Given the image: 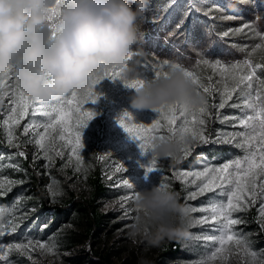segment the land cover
<instances>
[{"label":"trees","instance_id":"16d2710c","mask_svg":"<svg viewBox=\"0 0 264 264\" xmlns=\"http://www.w3.org/2000/svg\"><path fill=\"white\" fill-rule=\"evenodd\" d=\"M209 1L178 0V6L166 7L169 0H153L154 6L161 13L164 14L169 11L162 26L167 31L165 36L177 41L178 46L175 49L169 45L163 47L161 41L154 45L140 38L138 44L134 46L133 52H143L145 55H134L132 59L133 64L137 60L139 61V64L135 66L138 71L140 70V73L145 72L144 64H151L154 59H168L189 68L198 74L203 81H207V78L211 77V80L216 82L221 79L219 65L213 68L201 63L202 60L207 59L213 64L219 60L221 65H231L247 59L251 60L253 64H264V51L257 49L253 52L255 45L260 43L259 38L254 35L253 31L243 27L245 24H249L264 32V20L260 18L259 21V15L264 12L255 8L254 0H240L237 4V10L227 8L224 2ZM233 2L235 3L236 0ZM190 3L196 5L197 16L190 12ZM217 5L223 10H217ZM209 9H211L209 16L212 18H201L199 13L209 11ZM185 13L188 15L185 16ZM228 16L233 18L227 19ZM181 19H184L185 22L178 27ZM224 32H228V35H223ZM227 48L232 50L231 55L222 53ZM257 74L264 78L261 69ZM246 83L240 88L246 87ZM218 88L219 93L216 94L215 100L211 101V96L204 94L210 104L216 101L219 105L221 102L223 86L220 85ZM240 88L232 92L231 99L225 98L223 108L213 107L211 109V115L207 117L206 134L212 141H215L218 136L227 137L232 133L244 131L239 124V118L245 116V111H242L245 97L240 95ZM229 90L231 91V88ZM102 91L103 83L101 82L96 86L98 101L95 104L87 105L94 112H97L101 103ZM5 96L7 95H4L2 99ZM232 105H240L241 107H233ZM9 109V98H5L0 102V152L4 150L6 152L5 157L0 156V180L11 181L12 183L10 190L7 183L4 189H0V192H3L0 195V209L7 210L3 219H0V225L7 226L3 229L4 234L0 235V245L27 244L29 240L41 241L49 245L54 244L56 246L55 251L61 253L72 250L88 241L92 254L97 259H92L91 253L88 251L86 255L75 256L76 258H73L72 262L75 264H112L109 253L101 254L94 251V247L102 240L104 231L111 227L114 218L102 210L101 202L126 196L131 191L126 188L121 190V188L111 186L107 178L102 176V169L95 164L91 152V144L95 135V118L89 122L88 127L82 130V135L86 139L83 142V150L79 151L81 156L79 161L72 155L71 145L66 144L67 141L59 140L58 144L63 153V158L56 159L53 153L54 159L49 162L44 158L43 150L35 144L34 134H23L25 125H36L40 122L46 124L48 117L42 114V110L34 115L33 110L30 109L29 113L20 119L19 125L13 126L12 133L15 139L12 144H9V128L4 124ZM128 110L127 112L131 113L137 123L151 124L158 115L153 110L132 109L130 106ZM246 111L247 114H251L250 110ZM122 112L124 111L118 110L114 119L116 127L111 130L112 132L108 136L113 145H118L123 153L129 154L131 159L139 165L137 175L140 178L134 183V186L141 189L140 183L143 181V174L145 175L144 166L148 163L149 155H142L139 147L140 142L130 138L120 127L117 117ZM182 119H178V123ZM17 144H21L20 146L26 148L28 152L30 151L27 159L19 155ZM244 155L245 151L236 147L234 141L232 144L209 143L197 146L188 157H183L179 164L170 163L167 159L159 160L163 167L168 170L169 175L166 176L162 172H152L148 173L147 176L156 181L154 185L161 181L167 183L171 190L179 193L182 203L197 210L191 211V218L187 224L191 234L190 238L179 242H163L155 256L141 264H200L201 260L208 259L219 246L218 240L213 242L206 239L220 235L214 230L216 225L211 220L209 223H199L202 217H210L211 211H201L200 209H210L212 204L221 199L226 202V197L218 196L219 189H217L214 192L199 195L195 199H187L189 193L197 191L196 184H199L200 181L197 180L196 184L175 181L173 173L170 171V165L174 167V171L178 172L203 171L205 165L220 167L234 159L242 158ZM141 166L143 167L141 168ZM191 178L195 179V177ZM72 184L77 188L84 186L87 189L86 193L84 191L77 192L72 188ZM49 187L62 194L53 197ZM34 207L37 210L30 213L31 208ZM10 209H14V211H10ZM259 209L256 205L251 204L248 207L244 206L240 211L233 212L232 217L241 221L240 224L233 226V232L246 240L250 250L264 257V241L262 239L264 238V231L259 222L261 217ZM13 226L15 227L14 231L11 230ZM3 264L36 263H32L20 250H11Z\"/></svg>","mask_w":264,"mask_h":264},{"label":"snow or ice","instance_id":"6c2138e0","mask_svg":"<svg viewBox=\"0 0 264 264\" xmlns=\"http://www.w3.org/2000/svg\"><path fill=\"white\" fill-rule=\"evenodd\" d=\"M173 5L178 6V0H169V4L166 7ZM216 7L217 10H223L219 5ZM210 11L211 9L204 12V15H209ZM187 15L188 13H185V16ZM226 18L232 19L233 17L228 16ZM184 22V19H181L178 27L182 26ZM243 27L253 31L254 35L260 40V43L255 45L253 52L257 49L264 51V32L255 29L249 24H245ZM49 31L52 37L56 35L54 14H50L49 16ZM223 35L227 36L228 32H224ZM134 55H139V53L131 51L127 58L128 62L133 59ZM201 63L213 68L219 65V76L221 79L215 82L217 86H223L219 105L210 104L204 95L212 96L214 90H219L218 87L214 89L211 77H208V82L205 83L198 74L189 68L178 62H171L168 59H154L151 64H144L145 72L141 74L140 78L135 80H129L123 77V69L127 65L94 73L90 77L87 89L84 91H73L69 96L54 103L37 102L24 93L14 79L13 72L15 65H13L7 73L0 74V102H2L4 95H8L10 101V109L6 114L7 119L4 120V124L9 128L8 143L12 144L15 139L12 133L13 126L19 125L20 119L27 115L30 109L33 110L34 115L42 110V114L48 117V123L42 125L43 131H39L34 125H25L23 134L27 135L30 129H32L35 144L43 150L44 158L49 162H52L54 159L53 153L55 156L63 155L61 151L56 150L57 137L60 141H67L71 145L72 155L79 161L81 156L77 155V153L84 148L82 130L98 115V113L87 107L88 104H95L99 99L96 92V86L98 84L105 79L113 81L119 79L127 89L138 90L151 80L167 76L170 72L180 70L192 81L198 92L205 97V101L201 106L197 108H186L171 104L154 109L153 111L158 115L151 124L135 122L131 113L127 111L122 112L117 117V121L130 138L140 142L139 147L141 148L142 155H149L155 147V141L158 138L163 139L165 136L191 138L192 143L185 145L182 149V154L185 158L197 146L209 143L232 144L235 141V146L245 151V155L242 158L234 159L232 162L225 163L220 167H208L205 165L203 171H174L173 177L184 183L196 184L197 180L200 181L199 184H196L197 191L189 193L186 197L187 199H195L199 195L206 192H214L217 189H219L218 196L226 197V202L221 199L212 204L210 209H200L201 211L210 210L211 216L202 217L199 223L203 224L211 220L216 225L214 230L220 233L218 237L206 238L213 242L218 240L219 247L211 253L209 259L201 260L200 264H209L210 259L217 257L230 244L243 247L247 251L248 246L246 240L237 238L238 234L233 232V226L241 223V221L234 219L232 213L242 210L245 204L255 203L257 197H260L261 205L259 212L261 219L264 220V78H262V75L257 74V69H261L262 73H264V64H253L251 60L247 59L231 65H221L219 60L213 64L207 59L202 60ZM245 82H247L246 87L240 88ZM229 88H231V91ZM237 88H240V95L245 97L242 106V111H245V116L244 118H239V124L243 127L244 131L232 133L227 137L218 136L215 141H212L206 134L207 117L211 115V109L213 107L223 108L225 106V98L231 99L232 92ZM232 106L241 107L240 105ZM246 110H250L251 114H247ZM180 118L183 119L178 123V119ZM35 137H38V139H35ZM16 147H19V144ZM108 154L110 155V153ZM19 155L24 157L26 154L20 151ZM144 167L145 176L148 173H160L163 171V165L157 159H148V163ZM121 170L125 172L127 170L123 163H120L116 167L117 172ZM190 177H195V179L189 180ZM6 183L10 190L12 182H5L3 180H0V189H4ZM159 184L164 188L170 187L163 181ZM123 186L130 190L132 195L131 197L126 196L122 198V207L129 200H133L137 193V188L128 179L123 180ZM49 191L53 197L62 194L53 191L51 187H49ZM2 194L3 192H0V195ZM191 210L196 211L197 209ZM10 211H14V209H10ZM124 211L125 218H127L131 210L125 208ZM134 211L137 212L136 209ZM9 224H11V221H9ZM6 227L5 225H0V235L4 234L3 229ZM261 227H264V223L261 224ZM11 230L14 231L15 227L13 226ZM29 247H38L49 253H54L56 250L54 244L49 245L41 241L33 242L32 240H29L27 244L0 245V264H3L11 250H27ZM251 254L253 256L256 255L255 252ZM260 264H264V261H261Z\"/></svg>","mask_w":264,"mask_h":264},{"label":"clouds","instance_id":"9594fccd","mask_svg":"<svg viewBox=\"0 0 264 264\" xmlns=\"http://www.w3.org/2000/svg\"><path fill=\"white\" fill-rule=\"evenodd\" d=\"M240 0L230 4L232 10ZM147 0H0V74L15 65L14 79L30 98L54 103L73 91L87 89L97 72L127 65L123 77L135 80L141 73L127 60L141 38L139 21ZM54 14L56 35L49 31ZM143 56L145 53L140 52ZM205 101L192 81L176 70L132 90L130 107L154 110L176 104L197 108ZM190 137H169L155 141L149 159L182 161V149ZM137 210L129 236L140 237L150 247L165 241L190 238L187 224L191 208L177 192L160 184L137 190ZM7 210H0V219Z\"/></svg>","mask_w":264,"mask_h":264},{"label":"rangeland","instance_id":"374dc122","mask_svg":"<svg viewBox=\"0 0 264 264\" xmlns=\"http://www.w3.org/2000/svg\"><path fill=\"white\" fill-rule=\"evenodd\" d=\"M220 1H223V0H220ZM224 1H225V3L233 2V0H224ZM147 3L150 5L151 1H147ZM253 3H254L253 5L255 6L256 9L264 12V0H254ZM148 4H147V10L145 11L143 18L139 21L140 32L142 33L141 38L143 40H144L145 33L152 36V38H153L154 35L152 33H154L155 32L154 30L157 28V26H159L158 23H161L160 21H162L163 16L165 17V15L167 14L166 12L163 14L159 10L155 11V9L153 11V9H151L150 7L148 8ZM195 6H196L195 4L190 3L189 4V10L191 13H193L194 16H197L198 13H197ZM199 14H200L201 18H206V17L212 18L209 15L205 16L204 12H202V11ZM260 18H262L261 20H264V13H262V15H259V21H260ZM155 24H157V25H155ZM165 35H163V36L159 35L156 37L154 36L155 38L152 39L151 42H149V43L156 45L159 41H161V45L163 47L169 45V46L173 47V49H175V47L178 46V42L175 41L174 39L168 38V36L166 37ZM224 51L225 52H222V53H224L226 55L232 54L231 49L227 48ZM257 72H259V69H257ZM204 82L207 83L208 81H204ZM212 82H213L214 89L217 88L218 86L215 84V82L214 81H212ZM217 93H219V90L213 91V94L210 97L211 101L216 99ZM5 98L6 99L9 98L8 95L5 96ZM5 98L2 99V101L5 100ZM212 104L218 105V103L216 101H213ZM115 111L116 110L111 111V112H113L114 117H116V114H117V111L116 112ZM130 160H131V158L130 159L128 158L126 162H124V163L121 162L125 165V168L128 167L127 168L128 171L127 170H126V172L124 171L125 173L123 172V170H121L120 172H117L116 167L120 163L118 164L115 161L112 162L111 164H113L114 167L112 168V166H111L113 171L111 170V172L109 173V177L117 178L118 179L117 183H119L121 176H124L125 179L130 180V182L134 185V183L140 178L137 175L139 165L136 162H134L133 160L132 161H130ZM166 162H167V160H166ZM168 162H170V161H168ZM133 167H134V171L131 172V170H129V169H132ZM137 167H138V169H137ZM142 167L143 166H141V168ZM135 168H136V170H135ZM108 169L110 170V164H109ZM170 171L172 173L174 172V167L172 165H170ZM121 172L123 174L120 175ZM180 172H186V171H180ZM155 173H158V172H155ZM162 174H164L166 176L169 175L168 170L164 167H163ZM127 175L128 176L132 175V176H130L131 178L130 177L128 178ZM173 179H174V177H173ZM191 179H193V178L190 177L189 180H191ZM142 180L143 181L140 183L141 189H143L145 187H150L156 183L155 180L149 178L148 176H145L144 174H143ZM174 180L179 181L176 179H174ZM72 188H74V190H76L77 192H83L84 191L86 193V191H87V189L84 186L77 188L74 184H72ZM118 188H122V187H118ZM137 190H140V189H137ZM131 195H132V193L130 192L126 196L131 197ZM126 196H120V197L113 198V199H107V200H103L101 202L102 210L111 214L114 218H113V221H112L113 223H112L111 227L104 231L102 240L100 241V243H98L96 245V247H94V251H98L101 254H105L106 252L109 253L111 255V258H112V264H141V263H143V261H146V260L154 257L155 254L158 252L160 246L159 247H150L144 241L143 238L138 237L135 240L130 238V236H129V225L133 223L134 218L136 216V212L134 211L135 208L133 206V200H129L126 204H124L123 207L121 206L122 198L126 197ZM252 205H256L258 208H260L261 198L257 197L255 203H253ZM245 206L248 207V206H251V204H245ZM125 208L131 210L128 213L127 218H125V211H124ZM209 222H207V223H209ZM244 222L249 223L248 221H244ZM259 222L261 225L262 223H264V220H262L260 217ZM238 224H240V223H238ZM262 228L264 231V227H262ZM237 238H243V237L238 235ZM262 239L264 241V238H262ZM90 248L91 247H90L88 241H85L84 243L78 245L76 248H74L72 250L62 251L61 253H58L56 251L54 253H49L45 250H41L38 247H34V248L29 247L27 250H20V251L23 254H25L26 257L32 263H36V264H75L74 262H72V259L76 258L75 256H78L80 254L86 255L88 251H90V253H91V258L92 257L96 258L92 254L91 250H89ZM263 248H264V245H263ZM252 252H255V251L250 250L249 248L246 251L243 247H237L234 244H230V245L226 246L225 251L220 253L214 259H210L209 264H260L261 261H264V257L262 255L255 252L256 255L253 256L251 254ZM210 257H211V255L209 256V258Z\"/></svg>","mask_w":264,"mask_h":264},{"label":"bare ground","instance_id":"6f19581e","mask_svg":"<svg viewBox=\"0 0 264 264\" xmlns=\"http://www.w3.org/2000/svg\"><path fill=\"white\" fill-rule=\"evenodd\" d=\"M147 1H151L150 5L147 3L148 4V8L150 7L151 9H153V11H154V9H155V11L158 10V9L155 8V6H153L154 3H155V2L153 3V0H147ZM217 1L219 3H223L224 2V4L226 5L227 8H230L229 7L230 4L234 3V2L225 3L224 0L223 1L217 0ZM237 9L238 8H237V5H236V10ZM166 13L167 14L165 15V17L163 16L162 21H160L161 23H158L159 26H157V28L154 30L155 32L152 33L155 37L159 36V35L163 36V35L167 34L166 28H164V26H162L165 18L169 14V11H167ZM155 25H157V24H155ZM154 36L152 38V36H150V35L145 33L144 41L149 43V42H151L152 39L155 38ZM129 63L133 64L132 60L129 61ZM139 72H140V70H139ZM102 83H103V91H102V94H101V103L99 104V108H98V110L96 112V113H98V115H96L95 119H94L95 120V126H94V134L95 135L93 136V141H92V144H91V152L93 154L92 157L94 158L95 164L102 169V171H101L102 172V176L107 178V180L110 182L109 184H111V186L117 187V188L118 187L126 188L125 186H123V180L125 179L124 176H121V179H120L119 183H117L118 179L114 178V177H112V178L109 177V173L111 172L112 168L114 167V165L111 164L112 162L115 161L118 164L121 163V162L124 163V162L127 161L128 158L130 159L131 157H130L129 154L123 153L121 148L118 145H113L111 143V141L109 140V136L108 135H109L110 132H112L111 130L114 127H116V124H115L116 121H114L115 117H114L113 112H111V111H113V110H116L117 112H118V110H120V111H129L128 109H129V106H130V98L132 96V90L127 89L126 87H124L123 83L119 79H117L115 81L110 80V79H105V80L102 81ZM139 123H141V122H139ZM42 125H43V122H40V123H38V124H36L34 126H36L37 129L40 131L41 129H43ZM33 134L34 133H33L32 129H30L28 135H33ZM58 141H59V138L56 140V150L57 151H61V149L59 148ZM20 145H19V147H17V150H18V152H20V151L25 152L26 155L24 156V158L27 159L29 157V152L30 151L28 152V150L26 148H24V147H22ZM60 146H61V144H60ZM108 153H110V155ZM0 156L1 157H5L6 156L5 150L0 152ZM101 157H103V158H101ZM55 158L56 159L63 158V155L62 156H55ZM130 161H132V159ZM109 164H110V170L108 169ZM111 166H112V168H111ZM137 169H138V167H137ZM129 170H131V172H133L134 171V167L132 169H129ZM135 170H136V168H135ZM121 174H123V173L121 172L120 175ZM130 176H132V175H130ZM130 176L127 175L128 178ZM122 188H121V190H122ZM36 210L37 209L35 207L31 208L30 213H33ZM92 259L96 260L97 258L92 257Z\"/></svg>","mask_w":264,"mask_h":264},{"label":"crops","instance_id":"0c3cea01","mask_svg":"<svg viewBox=\"0 0 264 264\" xmlns=\"http://www.w3.org/2000/svg\"><path fill=\"white\" fill-rule=\"evenodd\" d=\"M69 139H71V138L69 137ZM85 139H86V137L82 135V142H84ZM66 144H69V143L67 142ZM83 145H84V143H83ZM79 154H80V152L78 153V155Z\"/></svg>","mask_w":264,"mask_h":264},{"label":"built area","instance_id":"2783aa9c","mask_svg":"<svg viewBox=\"0 0 264 264\" xmlns=\"http://www.w3.org/2000/svg\"><path fill=\"white\" fill-rule=\"evenodd\" d=\"M89 250H91V248H90ZM91 252H92V251H91Z\"/></svg>","mask_w":264,"mask_h":264}]
</instances>
